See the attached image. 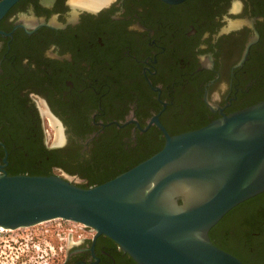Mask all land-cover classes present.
<instances>
[{
    "label": "flooded vegetation",
    "instance_id": "1",
    "mask_svg": "<svg viewBox=\"0 0 264 264\" xmlns=\"http://www.w3.org/2000/svg\"><path fill=\"white\" fill-rule=\"evenodd\" d=\"M263 99L264 0H15L0 17V173L103 183L162 148L156 118L174 135ZM216 233L264 264V191ZM68 243L45 264H137L91 227Z\"/></svg>",
    "mask_w": 264,
    "mask_h": 264
},
{
    "label": "water",
    "instance_id": "2",
    "mask_svg": "<svg viewBox=\"0 0 264 264\" xmlns=\"http://www.w3.org/2000/svg\"><path fill=\"white\" fill-rule=\"evenodd\" d=\"M14 1L0 2V17ZM155 122L162 148L97 185L0 173V228L61 218L109 236L137 264H243L209 230L264 191V99L174 135Z\"/></svg>",
    "mask_w": 264,
    "mask_h": 264
},
{
    "label": "rangeland",
    "instance_id": "3",
    "mask_svg": "<svg viewBox=\"0 0 264 264\" xmlns=\"http://www.w3.org/2000/svg\"><path fill=\"white\" fill-rule=\"evenodd\" d=\"M46 134L47 141L52 142L56 138V128L48 127ZM52 223L15 230L0 228V264H45L53 257L62 256L59 246L63 250L69 243L65 240L61 243L53 233L40 232L41 228Z\"/></svg>",
    "mask_w": 264,
    "mask_h": 264
},
{
    "label": "built area",
    "instance_id": "4",
    "mask_svg": "<svg viewBox=\"0 0 264 264\" xmlns=\"http://www.w3.org/2000/svg\"><path fill=\"white\" fill-rule=\"evenodd\" d=\"M48 222H53V223L51 225L41 228L42 231L40 232L43 234H50V233L55 234L56 238L61 243L62 240H65V242L68 243L73 236H82L84 233V229L89 227L79 222H74L71 220L61 219V218L51 219L48 221H44L42 223H48ZM37 225L38 224L33 225L32 227ZM60 249H62V246H59V250Z\"/></svg>",
    "mask_w": 264,
    "mask_h": 264
},
{
    "label": "trees",
    "instance_id": "5",
    "mask_svg": "<svg viewBox=\"0 0 264 264\" xmlns=\"http://www.w3.org/2000/svg\"><path fill=\"white\" fill-rule=\"evenodd\" d=\"M161 148V147H160ZM160 150V149H159ZM157 152V151H156ZM30 175H47V174H30ZM92 183H86V186H84V187H90V186H93V185H97V184H100V183H96V184H93V185H91ZM224 217V216H223ZM222 217V218H223ZM221 218V219H222ZM221 219L214 225V226H212L211 227V229L209 230V237H210V239H211V241L215 244V245H217L218 247H219V245H218V240L216 239V238H214L215 237V234H217L216 233V231H217V229L220 227V224H221Z\"/></svg>",
    "mask_w": 264,
    "mask_h": 264
},
{
    "label": "bare ground",
    "instance_id": "6",
    "mask_svg": "<svg viewBox=\"0 0 264 264\" xmlns=\"http://www.w3.org/2000/svg\"><path fill=\"white\" fill-rule=\"evenodd\" d=\"M99 0H82V2L87 3V4H94L95 2H98ZM61 133V132H60ZM57 140H61V136L59 135Z\"/></svg>",
    "mask_w": 264,
    "mask_h": 264
}]
</instances>
